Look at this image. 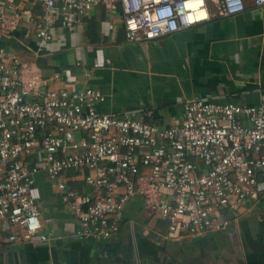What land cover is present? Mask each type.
I'll return each mask as SVG.
<instances>
[{"label":"built area","instance_id":"obj_1","mask_svg":"<svg viewBox=\"0 0 264 264\" xmlns=\"http://www.w3.org/2000/svg\"><path fill=\"white\" fill-rule=\"evenodd\" d=\"M100 6L110 18L121 12L129 43L207 23L213 11L236 17L246 10L245 0H0V38L25 22L47 44L57 27L73 29ZM24 73L20 58L0 48V222L13 231L11 242L50 240L36 195L40 174L55 184L78 235L93 241L118 235L136 200L150 220L167 222L171 238L189 240L225 231L264 193V101L192 99L180 123L162 127L132 113H100L106 96L75 83L70 69L55 74L72 81L59 88ZM70 172L92 192L72 189L63 180Z\"/></svg>","mask_w":264,"mask_h":264},{"label":"crops","instance_id":"obj_2","mask_svg":"<svg viewBox=\"0 0 264 264\" xmlns=\"http://www.w3.org/2000/svg\"><path fill=\"white\" fill-rule=\"evenodd\" d=\"M245 2L246 10L236 17L213 11L211 21L155 41L129 43L121 12L110 18L104 6L73 29L57 27L50 43L38 41L25 22L0 41L20 58L25 76L59 88L72 81L56 80L55 74L70 69L75 83L106 96L100 113H132L171 127L182 121L183 105L192 99L264 101V7ZM82 177L68 174L63 180L91 193ZM36 195L50 240L11 242L13 231L0 222V264H250L256 255L247 250L243 232L264 241V193L230 217L225 231L189 240L171 238L167 222L150 220L143 201L136 200L125 209L118 235L105 241L78 235L76 219L45 174L37 176ZM232 238L239 241L235 247Z\"/></svg>","mask_w":264,"mask_h":264},{"label":"trees","instance_id":"obj_3","mask_svg":"<svg viewBox=\"0 0 264 264\" xmlns=\"http://www.w3.org/2000/svg\"><path fill=\"white\" fill-rule=\"evenodd\" d=\"M4 47V42L0 41V48ZM76 172H70L69 175H74ZM164 223V222H163ZM166 225L165 223L163 226ZM251 231L245 230L243 233V239L245 241L246 248L249 252L255 253L256 255V261L252 262L250 264H259L261 261H264V241H262V238L254 237L250 233Z\"/></svg>","mask_w":264,"mask_h":264},{"label":"rangeland","instance_id":"obj_4","mask_svg":"<svg viewBox=\"0 0 264 264\" xmlns=\"http://www.w3.org/2000/svg\"><path fill=\"white\" fill-rule=\"evenodd\" d=\"M232 241H233V246L235 247V246H237L236 244L238 243L239 244V241H238V239H234V238H232ZM229 251H231V250H229Z\"/></svg>","mask_w":264,"mask_h":264}]
</instances>
